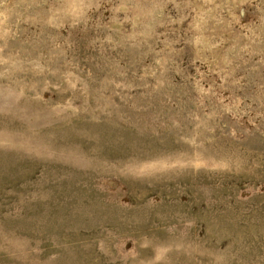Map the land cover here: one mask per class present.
I'll use <instances>...</instances> for the list:
<instances>
[{"label":"rangeland","instance_id":"obj_1","mask_svg":"<svg viewBox=\"0 0 264 264\" xmlns=\"http://www.w3.org/2000/svg\"><path fill=\"white\" fill-rule=\"evenodd\" d=\"M0 264H264V0H0Z\"/></svg>","mask_w":264,"mask_h":264}]
</instances>
